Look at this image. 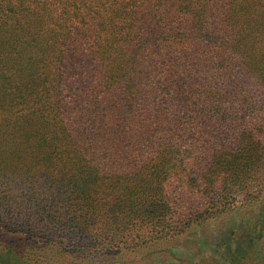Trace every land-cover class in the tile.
<instances>
[{
	"label": "trees",
	"instance_id": "1",
	"mask_svg": "<svg viewBox=\"0 0 264 264\" xmlns=\"http://www.w3.org/2000/svg\"><path fill=\"white\" fill-rule=\"evenodd\" d=\"M77 2L72 0L69 6ZM198 2L174 0L178 10L169 17L192 14L195 22L202 20ZM26 4L25 0L18 5L14 0H1L0 14L17 21L23 11L31 12ZM23 37L32 35L25 30ZM16 47L17 40H13L0 53L12 52L4 55L14 75L20 77L19 82L28 79L18 86L9 72L0 71V167L11 156L17 162L31 153L30 159L36 160V152L46 151L41 164L59 171L48 177L49 190H28L24 200H17L13 213L0 215V229L6 230L10 240L0 242V256L10 257L5 264H15L10 262L12 256L29 257V264H46L37 257L42 252L65 258L63 264H220L222 260L264 264L263 84L244 86L240 79L238 83L241 70L232 63L225 68L233 72L228 78L233 81L228 82L229 92L239 97L230 98L220 77L202 85L200 76L191 70L194 84L183 88L173 102L160 106L175 118V134L167 138L176 142L169 143L163 162L155 169L134 176L132 162L122 167L118 151L105 147V141L117 115L115 107L132 108L130 113L143 110V88L134 90L128 101L123 94L111 102L101 98L105 97L102 93H84L87 100H82L80 116L85 122L71 125L70 120L59 121V112L41 97L43 83L36 71L44 59L25 63L26 54H13ZM242 80L246 81L244 74ZM127 87L130 90L131 84ZM154 105H158L156 99ZM88 176L101 184L104 196L67 194L68 181ZM135 178L145 184L142 192L131 186ZM232 221V230L218 228ZM214 223L224 248L216 250L220 243L215 236L206 243L201 240L210 252L208 257L191 256V251L182 254L171 245L194 229Z\"/></svg>",
	"mask_w": 264,
	"mask_h": 264
},
{
	"label": "rangeland",
	"instance_id": "2",
	"mask_svg": "<svg viewBox=\"0 0 264 264\" xmlns=\"http://www.w3.org/2000/svg\"><path fill=\"white\" fill-rule=\"evenodd\" d=\"M25 1L31 12L23 11L17 21L0 14V49L17 40L19 47L13 54H26L25 63L44 59L41 64L37 63L40 69L36 71L43 83L40 93L44 104L59 112V121L70 120L71 125L85 122L80 115L84 111L82 100H87L86 92L91 96L102 93L105 97L101 98L114 102L122 94L128 101L134 90L143 88V110L130 113L132 108L115 107L117 115L108 126L105 141V147L118 151L122 167L132 162L130 170L134 176L139 171L155 169L163 162L169 143L176 142L167 138L171 132L175 134V118L160 106L163 102H173L177 95H182L183 88L194 84L191 70L200 76L202 85L214 76L220 77L230 98L233 96L228 82L233 81L228 78L233 72L225 68L232 63L241 70L238 83L240 79L244 86L255 83L264 86V0H199L196 8L202 12L203 19L197 22L190 18L192 14L169 17L178 10L177 6L173 7L174 0L164 3L161 0H78L72 3L73 7L69 6L72 0ZM19 3L20 0H14V4ZM25 30L32 37H23ZM29 41L33 42L25 46ZM29 46L32 47L28 50ZM43 48L45 51L41 53ZM4 54L12 52L0 53V71L9 72L12 83L18 82L21 86L28 78L19 82L20 77L14 75L12 63ZM14 63H17L15 59ZM193 63L196 64L190 67ZM242 74L246 81L242 80ZM128 84H131L130 90ZM107 87L111 88L109 92ZM235 97H239L237 93ZM155 99L157 106H153ZM30 155L27 153L17 162H12V156L10 161L1 162L0 215L13 213L17 200H24L28 190H49L52 182L48 177L59 171L49 164H41L45 162L46 151L36 152V160H31ZM70 170L74 171V167ZM139 181L140 178L131 179L130 184L142 192L145 184H138ZM100 186L95 178L88 176V179L68 181L66 188L70 196L77 192L84 196L101 193L98 197H102L105 190ZM233 223L218 228L229 231ZM5 231L0 229L3 243L10 241ZM218 234L214 223L194 229L173 240L171 245L181 249L182 254L191 251V256L208 257L210 252L201 240L206 243L207 238L216 237L220 243L216 250L224 248ZM37 257L46 264H63L61 261L65 260L48 252L38 253ZM9 258L2 253L0 264ZM28 258L12 256L10 262L29 264ZM69 259L75 260L76 256ZM220 264H226L225 260Z\"/></svg>",
	"mask_w": 264,
	"mask_h": 264
}]
</instances>
